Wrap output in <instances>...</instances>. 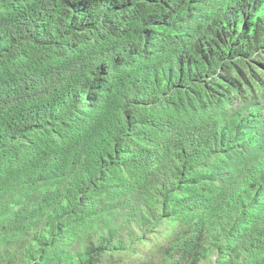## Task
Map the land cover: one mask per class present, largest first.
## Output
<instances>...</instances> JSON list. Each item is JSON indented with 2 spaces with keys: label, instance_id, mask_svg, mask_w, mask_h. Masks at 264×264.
<instances>
[{
  "label": "trees",
  "instance_id": "1",
  "mask_svg": "<svg viewBox=\"0 0 264 264\" xmlns=\"http://www.w3.org/2000/svg\"><path fill=\"white\" fill-rule=\"evenodd\" d=\"M0 264H264V0H0Z\"/></svg>",
  "mask_w": 264,
  "mask_h": 264
}]
</instances>
